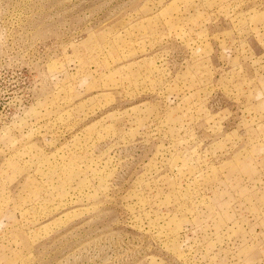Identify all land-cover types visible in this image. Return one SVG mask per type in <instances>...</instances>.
Wrapping results in <instances>:
<instances>
[{
    "label": "rangeland",
    "instance_id": "1",
    "mask_svg": "<svg viewBox=\"0 0 264 264\" xmlns=\"http://www.w3.org/2000/svg\"><path fill=\"white\" fill-rule=\"evenodd\" d=\"M0 264H264V0H0Z\"/></svg>",
    "mask_w": 264,
    "mask_h": 264
}]
</instances>
